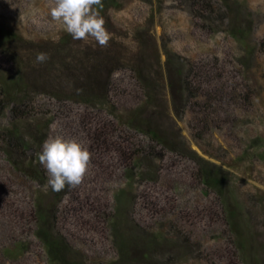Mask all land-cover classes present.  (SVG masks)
I'll return each instance as SVG.
<instances>
[{"label":"rangeland","instance_id":"rangeland-1","mask_svg":"<svg viewBox=\"0 0 264 264\" xmlns=\"http://www.w3.org/2000/svg\"><path fill=\"white\" fill-rule=\"evenodd\" d=\"M100 14L111 34L107 47L91 37L74 40L51 21L48 0H0V100L7 92L24 98L20 131L34 136L29 151L13 156L38 164L43 142L56 135L92 153L82 183L60 191L53 208L74 257L113 264L111 225L119 217V229L137 240V258L149 246L152 264L264 258V0H107ZM235 22L248 30L242 43L230 34ZM7 32L18 41L3 42ZM41 52L49 59L36 63ZM95 82L90 93L101 99L82 101L85 84ZM5 100L0 264H48L34 224L20 223L37 197L47 205L56 200L45 194L52 189L42 165L43 185L8 163L1 138L14 105ZM137 115V124L168 143L131 127ZM218 168L228 177L224 200L235 210L244 249L222 197L201 175Z\"/></svg>","mask_w":264,"mask_h":264},{"label":"trees","instance_id":"trees-1","mask_svg":"<svg viewBox=\"0 0 264 264\" xmlns=\"http://www.w3.org/2000/svg\"><path fill=\"white\" fill-rule=\"evenodd\" d=\"M106 2L107 0H102L103 5H105ZM230 34L235 40L242 43L245 41V38L248 35V30L235 22L233 24V27H231L230 29ZM2 41L5 43L18 41V36L16 34L7 32L4 34ZM255 48L256 47L254 46L252 47L254 51ZM96 70L97 68L93 69L92 71L96 73ZM87 79L91 81L92 77H89ZM15 81L22 82V79L18 76V79H16ZM97 87L98 86H96V82L92 86H90L89 84H85L84 89H87V91L85 94L80 95V99L88 103H94L101 99V97L97 93H92ZM90 91L92 92L90 93ZM2 97L4 100H0V112H4L5 110V99H12L11 104L14 105L11 109L13 118L11 121L12 127L9 131L3 133V137L1 138L2 142L4 143L3 152L5 154V157L8 163L11 164L12 168L15 171L21 173L23 176H25L27 179H30L31 181H35L43 185L44 173L41 169L42 166L39 163L36 164L34 160H29L26 156H23V158L21 156H13V152L25 153L29 151L31 145L29 141L34 137H27L23 135L20 131L21 127L19 123L23 121V118L26 115H28V113L24 114L23 111L19 110L18 108L21 107L22 104L25 102L23 100L24 98H22V100L21 98H19V100L18 98L9 97V92L2 93ZM15 99L18 100L16 101ZM138 117L139 116L137 115L129 119V125L131 127L135 128V130L139 132L141 131L143 134H148L151 139L157 144L166 145L168 143V140L165 136L160 134L155 129L149 127L148 124L146 125V123H143L142 126L137 124ZM36 130L38 131V128H36ZM225 173L226 172L222 169H219V171L201 169V175L204 180L205 186L209 189L215 190L217 194L222 197V206L225 207L224 209L225 213L227 214L229 227L232 229L235 238L239 240L240 237L238 235V229L236 228L237 225L233 221L236 217L235 210L228 208L224 200L225 194L227 192L226 188L228 183V177L227 175H225ZM45 194H48V196L51 197V200L53 198V200H56V202H54V204L52 205H47L45 201L42 202V199L40 197H37L36 202H34L33 205V211H30L28 214H26L25 218L22 219V223H20V228L26 227L29 221L34 224V236L41 243L48 258V264H80L77 258L74 257L70 244L67 242L65 237H63L62 234L57 231L55 215H53V208L57 205L58 199H60L59 192L48 190ZM40 195L41 193L39 194V196ZM118 198V202L121 203L120 196ZM111 226L114 230L113 234L115 241L118 244V258L113 264H152V258L150 257L151 248H148L149 246H147L146 248H142L140 250L142 251V255L137 258L136 255L138 254V250L137 253L135 252V247H137L138 245L137 240L136 238H133L129 233L123 232L121 229H119V217H117V220H114ZM239 243V249H244L241 244V240H239ZM22 247L23 246L21 245L20 248ZM15 253L16 251L13 254ZM242 262L243 264H264V258L257 260L254 257L243 256Z\"/></svg>","mask_w":264,"mask_h":264},{"label":"clouds","instance_id":"clouds-1","mask_svg":"<svg viewBox=\"0 0 264 264\" xmlns=\"http://www.w3.org/2000/svg\"><path fill=\"white\" fill-rule=\"evenodd\" d=\"M102 0H48V15L51 21L71 35L74 40L94 39L99 46L107 47L111 34L105 28V20L100 14ZM33 15L38 9L33 8ZM49 59L46 53H38L36 63ZM38 162L47 175V186L55 192L66 186L80 185L91 163L92 153L74 139L49 136L37 154Z\"/></svg>","mask_w":264,"mask_h":264}]
</instances>
